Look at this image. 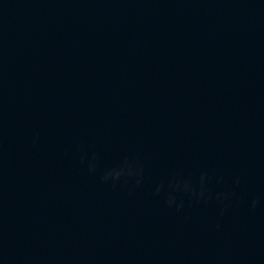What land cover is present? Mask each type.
Here are the masks:
<instances>
[{"label": "water", "instance_id": "obj_1", "mask_svg": "<svg viewBox=\"0 0 264 264\" xmlns=\"http://www.w3.org/2000/svg\"><path fill=\"white\" fill-rule=\"evenodd\" d=\"M0 264H264V0H0Z\"/></svg>", "mask_w": 264, "mask_h": 264}]
</instances>
